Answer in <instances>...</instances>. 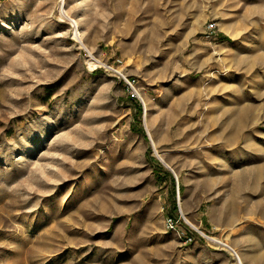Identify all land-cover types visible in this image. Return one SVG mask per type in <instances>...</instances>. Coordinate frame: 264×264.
<instances>
[{
    "label": "rangeland",
    "instance_id": "1",
    "mask_svg": "<svg viewBox=\"0 0 264 264\" xmlns=\"http://www.w3.org/2000/svg\"><path fill=\"white\" fill-rule=\"evenodd\" d=\"M237 254L264 264V0H0V264Z\"/></svg>",
    "mask_w": 264,
    "mask_h": 264
},
{
    "label": "bare ground",
    "instance_id": "2",
    "mask_svg": "<svg viewBox=\"0 0 264 264\" xmlns=\"http://www.w3.org/2000/svg\"><path fill=\"white\" fill-rule=\"evenodd\" d=\"M59 16L61 19H66V20H69L71 21L72 23L76 24V21L68 15L67 11L64 9V6L63 4L60 3L59 5ZM75 26V25H74ZM74 28V27H73ZM80 34H79V31L78 29L76 28L75 26V30H74V38L79 40L80 41ZM83 42V41H82ZM81 42V44L83 45V43ZM85 46V45H84ZM87 48V47H86ZM89 64H90V67H93L95 64H96V60L92 57L90 60H89ZM214 240V239H213ZM219 240V239H218ZM219 243L221 244H224L223 242L219 241ZM226 244V243H225ZM237 264H244L241 257L237 254Z\"/></svg>",
    "mask_w": 264,
    "mask_h": 264
},
{
    "label": "built area",
    "instance_id": "3",
    "mask_svg": "<svg viewBox=\"0 0 264 264\" xmlns=\"http://www.w3.org/2000/svg\"><path fill=\"white\" fill-rule=\"evenodd\" d=\"M166 223H167L168 228H170V229H175L176 228L175 227L176 226L175 225V221H174L173 218H168Z\"/></svg>",
    "mask_w": 264,
    "mask_h": 264
}]
</instances>
